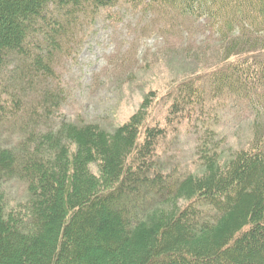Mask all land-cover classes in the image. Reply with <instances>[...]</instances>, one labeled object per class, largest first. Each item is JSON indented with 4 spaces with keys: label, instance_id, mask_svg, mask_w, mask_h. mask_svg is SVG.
<instances>
[{
    "label": "trees",
    "instance_id": "obj_1",
    "mask_svg": "<svg viewBox=\"0 0 264 264\" xmlns=\"http://www.w3.org/2000/svg\"><path fill=\"white\" fill-rule=\"evenodd\" d=\"M118 1L0 0V137L19 138L0 141V264H264V129L231 153L203 119L212 92L264 106V0H125L213 18L227 45L206 85H180L169 111L170 125L200 132L197 174L155 161L167 131L148 124V95L113 130L51 123L63 106L57 60L78 17ZM9 179L27 193L11 207Z\"/></svg>",
    "mask_w": 264,
    "mask_h": 264
},
{
    "label": "rangeland",
    "instance_id": "obj_2",
    "mask_svg": "<svg viewBox=\"0 0 264 264\" xmlns=\"http://www.w3.org/2000/svg\"><path fill=\"white\" fill-rule=\"evenodd\" d=\"M215 29L207 19L184 17L177 10L146 3L135 9L125 0L82 15L67 41L69 53L57 60L59 78L53 87L63 106L51 123L62 119L93 122L113 130L127 122L148 95L153 99L148 124L167 131L155 161L166 172L197 174L196 137L200 132L187 119L170 125L168 116L180 85L188 81L202 84L207 74L227 61V45ZM258 129H264V107L230 100L220 112L216 138H225L233 153L250 146ZM16 135L12 131L1 136V144L18 146ZM1 190L10 207L27 196L25 184L16 179L7 180Z\"/></svg>",
    "mask_w": 264,
    "mask_h": 264
}]
</instances>
